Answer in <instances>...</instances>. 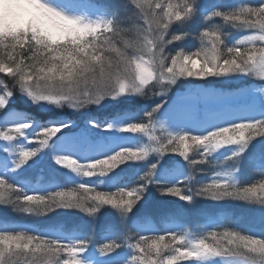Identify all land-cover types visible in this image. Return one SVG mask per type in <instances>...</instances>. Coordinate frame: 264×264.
<instances>
[{
  "label": "snow or ice",
  "instance_id": "snow-or-ice-1",
  "mask_svg": "<svg viewBox=\"0 0 264 264\" xmlns=\"http://www.w3.org/2000/svg\"><path fill=\"white\" fill-rule=\"evenodd\" d=\"M0 264H264V0H0Z\"/></svg>",
  "mask_w": 264,
  "mask_h": 264
},
{
  "label": "trees",
  "instance_id": "trees-1",
  "mask_svg": "<svg viewBox=\"0 0 264 264\" xmlns=\"http://www.w3.org/2000/svg\"><path fill=\"white\" fill-rule=\"evenodd\" d=\"M208 175H211V170H209ZM201 179H207V176H202L200 177ZM169 199H174V198H169ZM198 207H214V205L212 204V202H200V204L198 205ZM75 218H80L79 216L75 217ZM34 218V222H35ZM107 219V217H101L100 223L103 224L105 222V220Z\"/></svg>",
  "mask_w": 264,
  "mask_h": 264
},
{
  "label": "rangeland",
  "instance_id": "rangeland-1",
  "mask_svg": "<svg viewBox=\"0 0 264 264\" xmlns=\"http://www.w3.org/2000/svg\"><path fill=\"white\" fill-rule=\"evenodd\" d=\"M155 211V210H154Z\"/></svg>",
  "mask_w": 264,
  "mask_h": 264
}]
</instances>
